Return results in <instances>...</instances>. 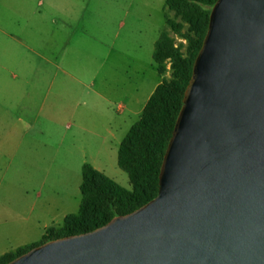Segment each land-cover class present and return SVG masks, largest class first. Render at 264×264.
I'll return each mask as SVG.
<instances>
[{
  "label": "water",
  "instance_id": "1",
  "mask_svg": "<svg viewBox=\"0 0 264 264\" xmlns=\"http://www.w3.org/2000/svg\"><path fill=\"white\" fill-rule=\"evenodd\" d=\"M7 264H264V0H217L158 195Z\"/></svg>",
  "mask_w": 264,
  "mask_h": 264
},
{
  "label": "crops",
  "instance_id": "2",
  "mask_svg": "<svg viewBox=\"0 0 264 264\" xmlns=\"http://www.w3.org/2000/svg\"><path fill=\"white\" fill-rule=\"evenodd\" d=\"M8 7V28H0V156H14L13 150L33 139L55 144L61 162L66 151H73L82 169L100 164L94 151H111L118 157L122 141L167 79L157 71L159 80L139 109L138 72L123 62L128 38L138 39L141 33L138 22L130 30L126 27L128 1L10 0ZM167 9L165 0L164 27ZM164 27L152 24L157 36L147 45L153 55ZM34 56L42 63L33 61ZM118 81L122 82L113 88ZM68 215L46 226L39 241L23 242L3 255L41 243Z\"/></svg>",
  "mask_w": 264,
  "mask_h": 264
},
{
  "label": "trees",
  "instance_id": "3",
  "mask_svg": "<svg viewBox=\"0 0 264 264\" xmlns=\"http://www.w3.org/2000/svg\"><path fill=\"white\" fill-rule=\"evenodd\" d=\"M217 0H166L181 23L167 20L175 34L187 41L186 57L182 45L163 33L155 45L153 60L161 76L171 63V79H164L145 105L140 119L131 127L118 153V166L127 173L131 189L120 186L92 165L82 169V200L78 214L68 215L61 228H50L41 243L0 257L7 264L30 249L63 237L94 231L127 215L151 200L159 192L162 162L183 106L186 88L191 80L195 59L208 31L210 14ZM187 25V30L183 32Z\"/></svg>",
  "mask_w": 264,
  "mask_h": 264
},
{
  "label": "rangeland",
  "instance_id": "4",
  "mask_svg": "<svg viewBox=\"0 0 264 264\" xmlns=\"http://www.w3.org/2000/svg\"><path fill=\"white\" fill-rule=\"evenodd\" d=\"M127 1L131 12L126 18V27L130 30L131 25L138 22L137 29L141 33L138 32V39L128 38L127 61L123 62L129 63L134 74L138 72L137 97L140 109L141 105L146 104L149 94L159 80L157 70L154 69L153 51L147 44L157 36L152 30V24L160 26L162 30L165 26L162 14L165 0ZM139 2L143 3V7L139 6ZM9 3L10 0H0V28L3 29L8 26ZM165 18L166 21L182 22L181 18L176 17L174 11L169 9ZM164 28L163 33L173 38L177 46L182 45L183 53L188 57V43L183 36L175 34L168 25ZM186 30L187 25L183 32ZM33 61L42 63L36 56ZM166 66V78L171 79V63L167 62ZM121 82H113V88ZM30 140V144L22 143L19 149L13 150L14 156H0V256L15 251L23 242L39 241L46 226H52V222L62 219L64 214H77L79 211L78 206L82 199V165L75 158L77 154L74 157L73 151H66L61 162L59 157L56 159L57 150L52 147L55 144ZM20 142L21 139L17 138L16 145ZM29 148L32 150L31 156ZM94 157L100 163L95 165V168L120 186L131 189L129 177L119 168L115 153L97 150L94 151Z\"/></svg>",
  "mask_w": 264,
  "mask_h": 264
}]
</instances>
